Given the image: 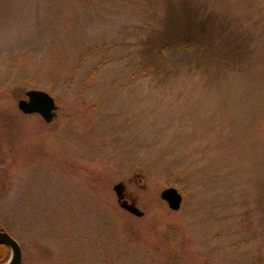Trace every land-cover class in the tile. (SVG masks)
<instances>
[{"label": "rangeland", "instance_id": "374dc122", "mask_svg": "<svg viewBox=\"0 0 264 264\" xmlns=\"http://www.w3.org/2000/svg\"><path fill=\"white\" fill-rule=\"evenodd\" d=\"M0 232L22 264H264V0H0Z\"/></svg>", "mask_w": 264, "mask_h": 264}, {"label": "water", "instance_id": "95a60500", "mask_svg": "<svg viewBox=\"0 0 264 264\" xmlns=\"http://www.w3.org/2000/svg\"><path fill=\"white\" fill-rule=\"evenodd\" d=\"M18 110L25 115H38L45 123H51L55 118L56 106L54 100L45 92L28 91L25 99L17 103ZM120 208L137 218L143 214L133 204H129L124 197V187L117 184L113 187ZM160 199L169 210L177 212L181 208L182 196L175 188H166L160 192ZM0 245L10 250V256L6 264H22V252L18 243L6 232H0Z\"/></svg>", "mask_w": 264, "mask_h": 264}, {"label": "trees", "instance_id": "16d2710c", "mask_svg": "<svg viewBox=\"0 0 264 264\" xmlns=\"http://www.w3.org/2000/svg\"><path fill=\"white\" fill-rule=\"evenodd\" d=\"M5 253L6 254L8 253V248L6 246L0 245V263L3 261L2 258H3V255H5Z\"/></svg>", "mask_w": 264, "mask_h": 264}]
</instances>
